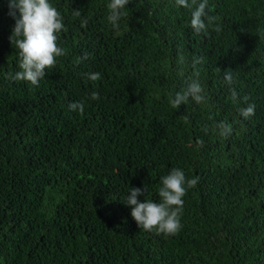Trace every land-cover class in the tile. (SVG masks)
<instances>
[{
	"label": "trees",
	"instance_id": "obj_1",
	"mask_svg": "<svg viewBox=\"0 0 264 264\" xmlns=\"http://www.w3.org/2000/svg\"><path fill=\"white\" fill-rule=\"evenodd\" d=\"M49 2L65 55L36 87L8 78L19 57L0 0V264H264V0H208L221 31L207 35L175 0H129L117 28L110 0ZM197 70L204 101L174 109ZM172 168L199 178L182 197L181 229L146 231L128 189L160 202Z\"/></svg>",
	"mask_w": 264,
	"mask_h": 264
},
{
	"label": "clouds",
	"instance_id": "obj_2",
	"mask_svg": "<svg viewBox=\"0 0 264 264\" xmlns=\"http://www.w3.org/2000/svg\"><path fill=\"white\" fill-rule=\"evenodd\" d=\"M129 0H110L107 4L109 9L108 21L113 28L118 27V21L123 16L122 9L126 7ZM177 6L191 10L190 27L197 33L207 35L209 27L220 32L219 25H214L217 17L208 15L206 11L208 0H175ZM9 15L15 19V26L9 37L10 43L15 44L18 49L19 68L14 75L8 74L12 80H22L39 87V81L46 75L45 70L54 67L56 58L65 55L63 48L57 45V33L65 29L61 13L49 2V0H9ZM74 15L81 16L79 10H74ZM207 22V23H206ZM182 59V58H181ZM203 57L193 60V67L202 64ZM92 81L99 80L100 73L86 74ZM199 70L195 71L193 78L189 80L182 92H177L170 100L171 106L177 109L181 104H186L191 98L197 104L204 101L202 94L204 89L199 82ZM225 84L235 83L233 73L226 69L223 71ZM233 101L237 99V93L230 89ZM91 99H99L98 93L93 92ZM247 97L244 98L247 101ZM70 111L84 112L83 102L69 103ZM255 114V105L248 104L241 109V115L247 119ZM220 135L227 137L231 134V128L221 122L217 125ZM202 145L203 141H198ZM198 177L188 179L183 170L172 168L168 174L160 177L158 195L160 202H153L144 198L143 202L138 197H145L146 187L128 189L125 204L131 207V217L137 225L146 231L156 230L165 235H174L181 229L180 216L183 211L187 188L195 187Z\"/></svg>",
	"mask_w": 264,
	"mask_h": 264
}]
</instances>
